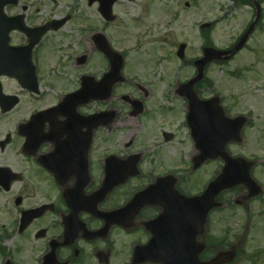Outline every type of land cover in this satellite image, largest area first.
I'll use <instances>...</instances> for the list:
<instances>
[{
	"label": "flooded vegetation",
	"instance_id": "obj_1",
	"mask_svg": "<svg viewBox=\"0 0 264 264\" xmlns=\"http://www.w3.org/2000/svg\"><path fill=\"white\" fill-rule=\"evenodd\" d=\"M55 4L56 0H0V89L4 95L22 97L24 92L33 100L39 97L35 107L22 106L15 115L11 114L21 102L8 113L0 108V169L18 176L6 193L7 220L19 222L24 211L42 209L21 244L25 253L34 249L35 254L23 257L20 264H136L134 252L149 243L146 225L161 213L159 207L145 206L136 214L127 211L122 219L127 227L107 215L126 207L137 193L170 173L169 156L159 140L168 127L162 126L159 133L152 128L158 114L167 117L164 91L152 79L141 86L117 82L107 99L57 109L63 96L81 87L83 77L96 72L104 77L110 64L95 44L83 42L76 49L70 45V33L89 36L88 21L74 9ZM61 20L65 22L60 30L35 43L38 30ZM64 30L69 34H61ZM56 35L65 44H56ZM10 61L24 62L34 70L39 95L5 77ZM17 69L21 77L29 74ZM52 109L39 118L34 145L28 147L22 126ZM147 123L152 129L148 126L145 131ZM112 185L106 195L103 190ZM30 188L42 199L28 204L24 194ZM17 199L21 206L16 207ZM31 240L33 248L28 247Z\"/></svg>",
	"mask_w": 264,
	"mask_h": 264
},
{
	"label": "rangeland",
	"instance_id": "obj_2",
	"mask_svg": "<svg viewBox=\"0 0 264 264\" xmlns=\"http://www.w3.org/2000/svg\"><path fill=\"white\" fill-rule=\"evenodd\" d=\"M57 3L63 8L74 6L84 9L91 22L89 23L102 27L106 37L113 39L126 57L129 74H131L130 81H136V76L149 77L151 70H154L153 67L157 70H161L162 67L158 87L164 90L167 89V84L170 85L168 97L170 106L166 105V107L177 108L180 114L167 117L158 114L157 126L152 127L158 133L163 131L162 126L168 127L166 131L171 132L177 126L174 121L177 122L184 115L181 110V108L184 110V102L175 91L178 85L188 81L195 72L194 67L186 66L184 63L182 65L176 58L178 46L187 45L186 61L195 60L201 53V47L207 42H211L218 49L229 48L243 33L251 17L253 18L248 9L235 11L234 18H229L223 10L230 7V0H119L113 8L117 17L116 21L101 24L104 20L98 14L97 6H89L85 4V0H57ZM186 3L190 5L186 6ZM212 21L216 26L205 31L207 35L203 38L200 25ZM116 26L122 29L117 32L119 27ZM61 34L68 35L69 33L64 30ZM70 35L74 34L70 33ZM55 37L58 40L55 41L56 44H65L63 40H59L60 35ZM81 41L82 39L78 38L77 42ZM161 56L165 57V60L161 61V64H156ZM207 77L212 87L199 89L197 94L205 98L217 91L222 96L223 105L232 117L248 112L252 114L249 117V124L243 131L244 140L229 148L233 155H242L256 163L255 177L264 185L262 162L264 159V23L261 30L251 36L242 51L231 61L210 67ZM35 103L36 101H31L27 95H23L21 106L15 113H18L22 106L28 110L31 105H37ZM152 119L155 120L153 116ZM11 122L10 120L9 125ZM151 124L147 123L145 131H148V126L152 129ZM178 130L177 140L164 150L169 156V163L166 164L170 168L181 165L178 158L180 148L187 166H191L192 154L189 157V152L190 150L194 152L192 142L186 143V137L182 135L187 134V131L179 128ZM179 140H183L182 146ZM220 165L221 163L217 162L206 165L198 171L199 175H196L191 185L194 193H201L204 190L209 181L219 172ZM29 182L31 181L26 180V187H30ZM24 195L28 204L42 199L41 196L35 195L31 188ZM6 199L8 196H5L0 189V252H3L0 254V264L5 262V250L10 254L14 253L15 261L23 263V257H33L34 249L25 253L18 237L5 239ZM245 205L244 208H233L230 211L214 214L210 225L214 227V234L217 236L225 232L239 233L240 224L245 225L246 254L255 255L261 250L263 254L255 264H264V196L261 201H246ZM31 243H33L32 240ZM15 250L19 255L15 254ZM244 261H246V256L241 257L240 263L251 264Z\"/></svg>",
	"mask_w": 264,
	"mask_h": 264
},
{
	"label": "water",
	"instance_id": "obj_3",
	"mask_svg": "<svg viewBox=\"0 0 264 264\" xmlns=\"http://www.w3.org/2000/svg\"><path fill=\"white\" fill-rule=\"evenodd\" d=\"M111 4H112V0H109L108 8L111 6ZM104 14H105L107 19H110L108 17L109 12L106 11ZM183 49H184V47L182 46L180 49V53H179L181 56H183L182 55ZM205 55H206L205 58L203 60H201V64H200L201 70L206 63L210 62L213 59L222 57L224 55V53H218V52L216 53L212 50H207V51H205ZM193 84L194 83L192 81L189 85H187V88L188 87L192 88ZM188 97L191 101L190 107L192 110L193 102L196 99L192 95H188ZM236 138H237V135H236ZM222 157L224 158V160L227 163H229L230 159L226 158V156L224 154L222 155ZM242 165H243V168L240 170L239 175L235 176V178H229L226 176H222L221 178L217 179L214 183L209 185L206 193L201 198L198 199L199 200L198 202L202 205V214L201 215H195V214H191V213L187 214L188 219H190L193 224L198 226V229L196 230L195 234L200 232L201 227L205 223L206 216H207L208 212L211 210V208L213 207L212 201L216 195H218L222 190H224L228 187H231L233 184H236V183H244L247 186H249V183H250L249 178H248L249 166L245 162H243ZM255 194H257V191H255ZM199 252H201V249L196 247L195 253L197 256H198ZM220 262H221V260H219L217 262V264H219ZM167 264H172L171 259L168 261ZM214 264H216V262Z\"/></svg>",
	"mask_w": 264,
	"mask_h": 264
}]
</instances>
